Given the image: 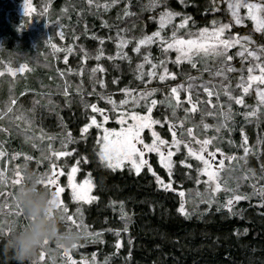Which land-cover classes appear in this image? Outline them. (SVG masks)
<instances>
[{"label": "snow or ice", "instance_id": "6c2138e0", "mask_svg": "<svg viewBox=\"0 0 264 264\" xmlns=\"http://www.w3.org/2000/svg\"><path fill=\"white\" fill-rule=\"evenodd\" d=\"M180 2L186 3V0H180ZM227 4V11L230 13L231 20L228 23H221L216 19L211 21V27H200L196 29L195 32L190 30V22L194 24L195 22L191 20V17L180 11L173 10L167 4V0H150L148 4L149 10L156 8L160 5H163L162 10L160 11L157 19L158 28L151 32V34L142 33L139 37H127L121 35V33L127 32V29H117V36L115 38L116 45V55H108L107 59H126L131 62V58L128 56L127 52H124L123 49L130 43L133 42V47L131 51L137 53L142 57L139 63L136 65V78L145 83V88L141 90H136L133 88H121L119 91L123 93V98L117 103L116 100L112 98V95L104 94L103 92L97 93L99 97L105 100L106 104L111 105V108L105 109L98 107L96 103H86L84 107L90 108L91 113L99 114V119L97 115L90 114L87 119L88 122L85 123L80 128L79 139H86V134L88 133L89 128L95 126L97 129L103 130L102 137L97 138V147L98 151L96 155L99 158L100 164L107 169L115 171L129 166L130 171H134L136 174L141 172V169L147 167V171L152 174L155 178L157 187L163 188L164 191H178L180 196V206L178 212L181 215L187 217L189 215L188 211L185 208V204L191 198V193L189 192L186 196V192L183 189H175L173 187V167L176 163L173 160V156L176 152L183 149H186L187 156L194 158L198 161V164L195 166L196 175L193 177L197 185L204 184V193H201L199 190L196 191V196L201 198V202L207 203L209 207L211 204L216 201V194L222 189L230 193L222 207L227 209L228 213L238 214L234 211V202H239L241 200H250L252 196H257L259 198V206L264 207V185H258L254 180L250 183L252 188L251 193H241L239 191V186L235 189L233 188H224L220 182V173L225 168V160H228L229 163L233 160H243L247 164V157L249 154H255V149L248 146V138L244 134V130L241 127V137L242 143L240 147L243 148L244 155L242 157H236L235 155H225L221 148L213 145V140L216 137L199 139L194 134V127L189 126L185 128V122L189 119L191 114L199 111L198 105L201 103H207L210 107L219 106V112H213L209 110L207 113L201 115V124L205 130L213 125L204 123L203 115H212L219 116L217 125L215 126L216 132H219L221 128L228 129L231 131V124L235 123L234 117L236 113L233 111L232 102L236 105H243L245 111L241 113L245 121L252 123L253 121L249 118H255L256 121H259L260 114H264V44H261L258 48H251L249 45H253L255 41L253 40L252 35H239L233 34L230 31L232 23L235 25H241L244 23V17H242L239 12L240 9H246L245 15L248 19L251 20L253 28L256 32L264 34V2L253 3L249 0H225ZM89 7L95 6L99 9L103 7L105 11L111 6V4L118 3V0H108L103 5H100L96 0H87ZM207 10V9H206ZM212 11H217L215 7V0H213ZM23 11L24 15H29L32 11V6L29 3V0H23ZM135 15L129 11V4L126 3L124 6L123 16L128 17ZM180 17L178 23H173L174 18ZM119 18V17H118ZM171 26V32L168 33L165 31L166 26ZM102 26L108 27L107 21H102ZM181 30H184L183 32ZM61 38L63 34L59 33ZM75 38V37H74ZM93 38L99 41L100 45H103L105 37H96L93 34ZM111 39V37H108ZM46 42L50 44V47L54 52L60 51L55 44H51V38H47ZM157 45L161 50V54L164 59L153 61L152 54L148 50L151 45ZM142 46L144 51H142ZM238 50L235 52V56L240 57L241 68L239 70L235 69L231 61L234 59V56L229 53V49L237 47ZM71 45L66 49V51H71ZM170 51H175L177 53L174 63L178 66L181 62H187L191 65L192 68L197 67V58H204L205 60L211 59L213 61H219V66L216 68L213 73L211 70L210 76H219L221 77V82L219 88L211 80L208 82L203 81L200 77L188 76L187 84H179L172 86L170 88L169 96L165 100L158 101L153 98L156 93V88L147 87V85L156 77L159 81L164 82L166 78L175 79L176 74L171 72L166 67L167 63V54ZM81 61L85 59H95L98 63L91 67L89 72V80L91 81L93 75L98 71L103 73L105 71L104 67L99 63L101 58L105 55L103 48L98 47L95 51L94 56H90L89 53L83 48H80ZM67 61L68 57H64ZM248 60L246 72L247 75H244V61ZM149 65L147 71H144V65ZM26 65L21 64L19 71L23 72L26 69ZM83 64H81L80 71L83 70ZM157 69H162V71H156ZM208 70V69H205ZM59 71V70H58ZM68 73H74L76 70L72 68L67 69ZM239 71L240 75L238 77V82L236 88L239 89L241 94H234L231 90L229 84L224 83L226 79V73ZM9 72H12V69L9 68ZM15 74V73H13ZM79 74V72H76ZM60 75L63 77L64 73L60 72ZM147 76V80H144V77ZM199 80V84L196 81ZM96 83L100 85V88L105 87L104 80L102 78L97 79ZM113 83H116V80H113ZM211 85V86H209ZM68 82L65 80V90L64 95L67 97L68 92ZM183 89L185 92L184 101L187 103L188 107L184 108V117L177 116V109L182 107L180 90ZM202 89L203 92L207 95L208 99L202 101L199 96V90ZM193 90H196V99H192ZM255 92V98L257 104L248 105L245 101V96L249 95L252 91ZM78 95H81L83 92V85L78 84L76 87ZM95 92V86H93V92L88 93L92 95ZM223 94L227 97V101L222 104L220 101V95ZM23 95V92L21 93ZM213 96L216 97L215 103L211 99ZM144 102L145 111L143 113L137 112L135 110H129L125 107L131 103L132 108L140 107V102ZM15 99H10V101L5 102V107L3 110H0V119H3L8 113L12 112V104H15ZM158 103H166L168 109L172 113V119L165 116L164 120L153 118L152 111L153 107ZM250 109V110H249ZM108 113H115L114 119L117 124L120 125L119 129L117 128H107L104 127V124L112 119ZM16 120H24L26 125L25 128L21 129V132L24 134L25 142L32 141L33 148H39V145L35 143L36 140H45L47 139L49 143L46 145V154L42 151L41 156L44 159L49 161V166L46 172L43 174L46 176L44 181V186L50 189L54 194L56 206L63 211L66 218V228L71 230L73 227L80 231L82 230V237L85 243L88 242H103L102 241V231L96 232L91 231L89 226L84 224L82 216V210L79 206L82 202L83 204H88L97 199L96 196L90 195L94 184L92 179L85 177L80 183L75 182V177L80 168L78 165L87 164V157H81L79 154L75 157V163H72L70 168L65 172L66 161L62 163H57L61 157H71L74 152H77L76 148L69 150V144L77 143V138L73 137L70 132L65 133V135L60 139L59 149L53 147L51 141L54 139L52 136H45L43 133L38 135L29 136L27 133L30 131L31 121L25 117L23 114L17 115L14 117ZM168 124V132L171 134V140L163 138L157 131L154 130L153 126L160 124ZM145 129H148L151 133V142L146 143L142 133ZM0 131H7V129L0 127ZM185 133L188 140L183 139ZM193 142L198 145V148H193ZM231 143V140L229 141ZM139 145V147H138ZM146 153H156L159 157V163L161 167L168 173V180L165 182L161 176L153 170L151 164H149L148 159L146 158ZM219 153V158L217 157ZM7 154L4 150L2 144H0V157H5ZM20 153H12V159H15L16 156ZM55 158V159H53ZM25 162L31 160L32 157L29 155L24 156ZM179 164L184 165L186 168L192 169L193 165L186 163V158L181 159ZM25 167L27 164L25 163ZM7 169L0 170V185H5L8 182V177L6 176ZM248 172L252 173V177H255V172L252 169H248ZM261 173H264V164L261 165ZM66 175L67 177V187L71 189V201L77 203L74 214H69V208L65 200L61 199V194L65 192V188L61 186L59 180L60 176ZM190 175V173L188 174ZM206 177L207 179H202ZM23 178V173L19 170V165L16 166L14 171V178L11 179L13 185H19ZM244 179H251L248 177L247 173L244 174ZM264 179V175L260 177ZM0 196L5 197L3 205H0V208L8 209V215H14L16 217L24 216L23 209L16 202L15 194L10 192H0ZM8 198L11 199L12 205L9 204ZM115 201H110V204H115ZM121 206V216L120 219L123 222V227L120 229H108L112 231L117 237L115 241V248L117 250L121 247L120 233L121 231L128 232V222L129 216L123 210V202H119ZM220 210V207H217V211ZM26 219V217L24 216ZM6 221L0 219V233L6 234L10 231L9 227H4ZM247 229H245V232ZM239 234V233H237ZM129 243L131 241L129 240ZM45 244L48 246L52 243L45 241ZM80 246V243L74 245L72 249H76ZM58 245H55V248H48L49 253L59 252L61 256L60 264H78L76 260L73 259L70 254V250L62 249ZM50 260L55 261L52 256H49ZM41 261H45V250L41 249L38 257L33 261V264H40ZM0 264H3L2 259H0ZM79 264H97L95 255L92 256L91 260L81 258ZM104 264H108L107 258L104 261Z\"/></svg>", "mask_w": 264, "mask_h": 264}, {"label": "trees", "instance_id": "16d2710c", "mask_svg": "<svg viewBox=\"0 0 264 264\" xmlns=\"http://www.w3.org/2000/svg\"><path fill=\"white\" fill-rule=\"evenodd\" d=\"M17 1L0 0V40L11 38L10 44L14 40L20 39L17 38L13 28V24L16 23V15L14 16V12L7 3H11V8H13ZM64 1L70 2L69 12L73 20L71 28L75 31L82 29L83 32L77 34L79 40H85L84 43L93 48L108 47L112 42L115 44L117 29H127V32L121 33L127 37H137L142 33L151 34L158 28L156 18L163 8V5H160L149 10L150 0H118V3L114 4L109 11L102 10V7L98 9L94 3L96 10L88 13L89 6L84 3L80 7L81 0H53L49 5L50 10L54 13V10L60 8ZM218 1L221 0H215L217 8L215 12L211 10L213 0H186V3L183 4L180 0H167V4L173 10L190 16L191 20L195 22L194 24L190 22V30L196 31L200 27L209 26L212 19L223 22L230 21L225 4L218 5ZM126 3L129 4V11L135 15L123 16ZM7 13H9V17L5 18ZM75 16L76 18H73ZM102 21H107L108 27L102 26ZM246 23V26H234L233 29L242 34L252 35L259 45L264 44V36L254 32L250 22L246 21ZM93 34L96 37H105L103 45H100L97 39H89V37L93 38ZM130 46L133 47V42ZM149 51L154 62L159 60L161 50L157 48V45L152 46ZM108 61H111L112 65L107 67L104 79L109 80L112 76L117 81L116 85L111 84V90L114 91L119 87H133L132 85L137 81L135 75L128 71L131 67L129 63L117 61V59ZM197 66L199 72L202 70L204 80L213 81L212 77L209 78L206 74L201 62H197ZM116 67L118 75L115 76ZM180 71L182 70L177 71V80H172L171 84L183 80ZM193 72L198 71L194 70ZM230 76L231 73H228L229 79ZM231 80L234 81V78ZM154 84L161 87L160 90H164L166 85V83L164 85L156 82ZM82 94L84 99L91 98L93 100L95 98L94 96L87 97L85 91ZM244 98L247 104H256L252 95ZM232 108L236 115L235 123L231 124V131L221 128L215 134H219V138H222L221 150L226 155L242 157L243 152L240 145L242 143L241 127L243 128L248 142L255 149V154H250L247 157L255 172V177H253L255 179L257 175H264L261 173V165L264 164V121L248 124L241 114L245 111L244 106L232 102ZM90 114H93L91 110L87 114L86 109L84 113V110L76 105L61 112L66 130H69L73 137L80 140L75 146L77 152L68 160H73L77 154L81 157L86 156L88 159L87 164H80V170L81 174L88 172L94 183L93 195L97 199L86 208V214L87 222L91 225L92 230H103V244H99L97 250L101 260L107 258L108 264H264V207L259 206L257 196V198L251 197L250 200H241L235 203L234 211L238 214L230 215L227 210L217 211L212 208L207 214L185 217L178 212L181 198L177 192L171 190L166 192L163 188L157 187L151 173L144 170L135 175L129 173L127 169L109 171L100 164L96 155V146L90 145V142L96 138L94 130H92L94 133L91 139L89 137L79 139V130L85 120L82 117L86 118ZM51 126L53 127V124H50ZM205 131L201 136L210 138L214 134L212 130ZM162 132L163 136L167 137L166 128ZM18 140H14L13 145L18 144L16 149L21 150L23 145ZM255 141L257 142L255 143ZM11 151V153L15 152ZM10 156L8 155V157ZM181 159L185 158L176 157L177 171L174 173L173 187L178 190L186 189L193 184V177L196 175L195 166L198 164L194 165V158H186V162L193 165V168L189 169L179 164L178 161ZM151 165L153 170L167 182V174L158 165L155 157H151ZM189 173L190 175H188ZM110 201L116 203L110 204ZM121 201L123 210L130 219L128 232L121 231L120 233L121 247L117 250L115 248L117 237L108 229L123 227V222L120 219L121 206L119 202ZM245 229H247L246 232Z\"/></svg>", "mask_w": 264, "mask_h": 264}, {"label": "rangeland", "instance_id": "374dc122", "mask_svg": "<svg viewBox=\"0 0 264 264\" xmlns=\"http://www.w3.org/2000/svg\"><path fill=\"white\" fill-rule=\"evenodd\" d=\"M10 1V0H9ZM14 1V0H12ZM53 0H29V3L32 6V11L29 15H24L23 11V0H18L15 2L13 8H11V3H7L10 7V9L14 12V16L16 15V23L13 24V28L16 31V36L20 40H14L10 44L11 38H3V40H0V110H3L5 107V102L10 101V99H15L16 103L12 104L11 107L13 109L12 112L8 113L3 119H0V127L7 129V131H0V144L3 145L4 150L6 152L5 157H0V170L7 169L6 176L9 178L7 184L0 185V192H10L15 194L16 188L18 185H13L11 183V179L14 178V171L16 169V166L19 165V170L23 173V170L27 168L28 170L40 174L47 171L49 166V161L47 159H44L41 156V152L43 151L45 154L47 152L46 145L49 143L47 139L45 140H36L35 143L39 145V148H33L32 147V141L25 142L24 134L21 132V129L25 128L26 125L24 123V120H16L14 117L20 114H23L25 117H27L30 121V131L27 133V135H38L40 133H43L45 136H52L54 139L51 141L53 144V147L56 149H59L60 146V139L65 135V133L70 132L69 130H66L64 126V120L62 119L61 112L64 109H68L70 106H79L82 110H84L85 113V107L84 104L86 103H96L98 107H102L105 109L111 108V105L106 104L105 100L101 99L97 93L103 92L104 94H111L112 98L119 102L121 98H123V93L119 91L121 89L120 87L116 90H111V84L116 85V83H113L114 78L111 76L109 80L104 79L105 71L109 65H112L111 61H108L107 59L108 55H112L115 57L116 55V45L112 42L111 45H108L103 47V51L105 55L101 58L99 63L104 67L105 71L104 73H100L99 71L93 75L92 80H89V72L91 67L95 66L98 62L95 59L89 58L81 61V55L80 48L83 47L90 56L95 55V51L98 47L93 48L89 45H87L85 40H79L78 33L83 32L82 29L73 30L71 28L73 24V20L71 17V13L69 12L70 2H63L60 8L53 11L50 10V2ZM110 1V0H108ZM264 0H249V2L253 3H261ZM100 5H103L106 0H96ZM13 3V2H12ZM86 3L87 6V0H81L80 7ZM110 4V2H108ZM221 3L225 4V8L227 11V4L225 0L218 1V5ZM80 4V3H78ZM114 4H111V6L107 9L108 11ZM96 7L91 6V8H88V13L96 10ZM9 9V10H10ZM102 10L104 8L102 7ZM105 11V10H104ZM228 13V11H227ZM246 9L241 8L239 14L244 17V23L241 25H235L232 23V26L230 29L226 31H230L233 34H239L241 36L243 35H250V34H242L233 29V27H242L246 26V21L250 22L252 25V22L250 19L247 18L245 15ZM81 16V15H80ZM228 16L231 20L230 13H228ZM9 17V13H7V16L5 18ZM73 18H76L73 17ZM176 20V21H175ZM180 20V17L174 18L175 23H178ZM213 20V19H212ZM173 21V23H174ZM219 21V20H218ZM75 22V21H74ZM221 23H228L219 21ZM11 25V24H10ZM211 22L209 26L211 27ZM252 30L254 32L255 29L252 25ZM165 31L168 33L171 32V26H166ZM182 32L184 30H181ZM195 32V31H192ZM59 33L63 34V38L59 35ZM259 33V32H256ZM262 34V33H260ZM264 36V34H262ZM75 37V38H74ZM139 37V36H137ZM47 38H51V44H55L60 51L54 52L53 49L50 47V44L46 42ZM90 40H96L95 38L89 37ZM254 40V38H253ZM255 41V40H254ZM131 42L123 49L124 52L128 53V56L131 58V62L126 59H117V61H124V63H129L131 67H129V70L132 74L135 75V82L132 86L129 88H133L136 90L144 89L145 83L141 82V80H138L136 78V65L140 62L142 57L138 55L137 53H133L131 51ZM71 45L72 50L66 51V49ZM155 44L151 45L149 49L152 48ZM128 46H130V49H128ZM260 45L258 43H254L253 45H249V47L255 49L258 48ZM158 48V46H157ZM148 49V50H149ZM142 50L144 51V47L142 46ZM238 50V46L229 49V53L234 56V59L231 61L232 66L239 70L241 68V60L240 57L235 56V52ZM177 53L175 51H170L167 54V63L166 67L169 71L174 72L176 74L175 79L177 80V71H180V74L182 73V81L177 82L175 84H171L172 80L171 78H166L164 82L159 81L158 77L154 78L147 87L150 88H156L157 91L154 94L155 99L158 101L165 100L169 96L170 88L172 86H176L179 84H187L188 83V76L192 77H200L203 81L208 82V80H204L202 76V70L199 72L198 66L196 68H192L190 64L187 62H181V64L178 66L174 63L175 57ZM67 56L68 59L65 61L64 57ZM159 59H164L162 54L158 57ZM112 60H115L112 59ZM236 61V62H235ZM197 62H201L203 69L205 70L206 74L209 76V78L213 79V83L217 85V88H219L221 77L219 76H210L209 70H211L213 73L215 72L216 68L219 66V61H213L211 59L205 60L204 58H197ZM24 64L26 65L25 71L21 72L19 71L20 65ZM81 64H83V70L80 71ZM248 60L244 61V75L246 77ZM119 65V64H118ZM117 65V66H118ZM239 65V66H238ZM182 66V67H181ZM181 67V69H180ZM9 68L12 69V72H9ZM72 68L76 70V72H79V74L74 73H68L67 69ZM149 68V65H144V71H147ZM116 69V75H118L117 67ZM176 69V70H175ZM214 69V70H213ZM59 70V71H58ZM197 70L198 72L194 73L193 71ZM162 71V69H158V72ZM60 72L64 73V76L62 77L60 75ZM15 73V74H13ZM121 73V72H120ZM231 76L230 79L228 77V73H226V79H224V83L229 84L231 86V90L234 94L238 95L241 94L239 92V89L236 88L238 77L240 75L239 71L230 72ZM111 75V74H110ZM106 76V75H105ZM102 78L104 80L105 87L103 89L100 88V85L96 83L97 79ZM208 78V79H209ZM234 78V81L231 79ZM65 80L68 82V88L67 97L64 95L65 90ZM146 81L147 78H144ZM117 82V81H116ZM158 84H164L166 83L164 90L161 87H157L158 85H155L154 83ZM199 80L196 81L197 84H199ZM83 85V91H85V94L87 97L94 96L95 98L91 100V98L84 99L83 94L78 95L76 91V87L78 84ZM93 86H95V92L92 95H89L88 93L93 92ZM211 86V85H209ZM23 92V95L21 93ZM252 95L254 98V102L256 104L258 103L255 98V92L254 90L246 96ZM180 96H181V102L182 107L177 109V116L178 117H184V108L188 107L187 103L184 101L185 92L183 89L180 90ZM199 96L202 101H206L208 99L207 95L203 92L202 89L199 90ZM192 99H196V90H193ZM213 102L215 103L216 97L213 96L211 98ZM220 101L222 104H224L227 101V97H225L223 94L220 95ZM234 102V101H233ZM144 102H140V107L132 108L131 103L128 105H125V107L129 110H135L137 112L143 113L145 111L144 108ZM251 105V104H248ZM255 105V104H252ZM243 106V105H242ZM199 111H197L194 114H191L188 120L185 122V128L189 126L194 127V134L199 139H204L206 137L201 136L203 131L205 130L201 124V115L203 113H207L209 110L218 113L219 112V106L217 107H210L207 103H201L198 105ZM90 108L86 109L87 114L89 113ZM250 110V109H249ZM110 116H112V119H109L108 122L104 124V127L107 128H117L119 129L120 125L115 122L114 116L115 113H108ZM96 115V114H92ZM153 118L159 119L161 121L164 120L165 116L169 117V119H172V113L168 109L166 103H158L156 106L153 107L152 114ZM84 118L82 126L88 122L87 117ZM97 118L99 119V114H97ZM219 116H212V115H203V121L204 123H208L209 125H213L214 127L208 128L205 132L208 130H212V132L218 133L215 130V126L217 125ZM251 119L253 123H260L261 121H264V114H260L259 121H256L255 118H249ZM53 122V123H52ZM53 124V127H50V124ZM250 124V123H248ZM81 126V127H82ZM154 130L157 131L163 138L167 140H171V134L168 132V124H164L161 126L160 124L153 126ZM167 130V137L163 136L162 130ZM255 129V128H253ZM96 133L95 140L90 142V145L92 147L97 148V138L98 134L102 137L103 130L97 129L95 126L89 128L88 133L86 134V137L93 136V131ZM71 133V132H70ZM212 135L211 137H215L216 139L213 140V145L216 147L221 148L222 142L219 138V134ZM144 140L146 143L151 142V133L148 129H145L142 133ZM201 136V137H200ZM210 137V138H211ZM209 138V137H208ZM19 139V140H18ZM183 139L188 140L189 137H187V134L185 133ZM14 140H18L20 144L23 145L21 150L16 149V145H13ZM21 141V142H20ZM77 143L75 144H69L68 148L71 150L72 148H76L75 146L80 142V140L77 139ZM90 141V140H89ZM88 141V144H89ZM257 141H255L256 143ZM193 148H198L199 146L196 145L193 142ZM248 146L251 147L252 145L248 142ZM139 147V145H138ZM242 148V147H241ZM14 150L16 153H20V155L16 156L15 159H12V151ZM96 151V152H97ZM243 152V148H242ZM224 153V152H223ZM75 152L73 153V155ZM225 154V153H224ZM244 155V152L242 153ZM8 155L10 157H8ZM29 155L32 157L31 160H28L25 162L24 156ZM72 155V156H73ZM148 162L150 161L152 155L155 157V159L158 162V165L161 167L159 163V157L156 153H146ZM219 153H217V157L219 158ZM226 155V154H225ZM71 156V157H72ZM250 156V154H249ZM98 157V156H97ZM176 157H182V158H192L187 156L186 149H183L181 146V150L179 152H176L173 156V160L176 162ZM240 157V156H236ZM70 157H61L59 161H56L58 164L62 162H67L65 165V172L68 168H70L72 163H75V158L72 160H68ZM55 159V158H53ZM99 159V158H98ZM180 161V160H179ZM178 161V162H179ZM25 163L27 164V167H25ZM189 163V162H186ZM194 165L198 163V161L193 162ZM251 164L249 163V160L247 159V164L244 163L243 160H233L231 163H229L228 160H225V168L220 173V182L223 185L224 188H233L235 189L237 185L239 186V191L243 193H251L252 188L250 186V183L254 180L258 185H264V180L260 179L261 176H258L254 179L252 177V173L248 172V169H252ZM184 166V165H183ZM80 168V165H78ZM127 169L129 173L137 175L134 171L129 170V166H125L120 169L116 170H122ZM147 168V167H145ZM162 168V167H161ZM81 169V168H80ZM105 169H107L105 167ZM163 169V168H162ZM109 171H112L110 169H107ZM144 168L141 169V172H143ZM253 170V169H252ZM165 171V170H164ZM176 163L173 167V173H176ZM140 172V173H141ZM166 172V171H165ZM139 173V174H140ZM167 173V172H166ZM247 173L248 177L251 179H244V174ZM158 175V174H157ZM90 174L88 172H85L84 174H81V170L77 172L75 177V182L80 183L85 177H89ZM91 178V176H90ZM162 178V177H161ZM92 179V178H91ZM164 180V178H162ZM202 179H207L206 177H202ZM59 180L61 182V186L65 188V192L61 194V199L65 200L68 208H69V214H74L75 209L78 206L76 202L71 201V189L67 187V177L66 175L60 176ZM194 181V179H193ZM93 182V180H92ZM174 183V181H173ZM94 184V183H93ZM94 188V187H93ZM93 188L90 193V195H93ZM205 185L202 183L200 185H197L195 181L193 184L186 189L184 188L186 192V196L188 193H191V198L188 200V202L185 204V208L188 211L189 215L191 216H199L201 214H207L211 211L212 208L217 210V207H220V210H227L222 207L226 197L230 194L223 189L219 191L216 194V201L211 204V207L207 203L201 202V198L196 196V191L199 190L201 193H204ZM178 194V191H176ZM253 198H257L256 196H252ZM5 200V197L0 196V205H3ZM9 204L12 205V201L10 198H8ZM93 203L90 202L88 204L80 203V207L83 213L82 219L84 224L89 226V229L91 231L100 232L101 230H92L91 225L87 222V214H86V208ZM237 202H234V205ZM8 209L0 208V219L2 220H11L15 219L16 224L18 226L19 222L22 224L26 222L24 216L16 217L14 215H8ZM121 215V212H120ZM6 225V226H5ZM4 226L7 228L8 224L6 222ZM103 240V239H102ZM99 244H103V242H88L85 243L82 239L80 242V246L76 249L70 250V254L72 255L73 259L76 260L79 264V261L81 258H85L87 260H91L92 256L95 255L97 264H104L105 259L102 260L98 257V252L96 251H86L84 250V247L86 246H98ZM48 248H55V244H50L47 246ZM62 252V249L60 250ZM49 256H52L55 264H60L61 256L59 252H53L49 253L47 250H45V261H41L40 264H53V260L49 259Z\"/></svg>", "mask_w": 264, "mask_h": 264}, {"label": "clouds", "instance_id": "9594fccd", "mask_svg": "<svg viewBox=\"0 0 264 264\" xmlns=\"http://www.w3.org/2000/svg\"><path fill=\"white\" fill-rule=\"evenodd\" d=\"M45 180L43 173L23 170L15 197L26 222L17 226L15 219L6 221L10 231L0 233V255L6 258L5 264H33L41 249L47 250L45 241L72 250L83 239L82 230L66 228L65 214L56 206L54 194L44 186Z\"/></svg>", "mask_w": 264, "mask_h": 264}, {"label": "flooded vegetation", "instance_id": "af4514ba", "mask_svg": "<svg viewBox=\"0 0 264 264\" xmlns=\"http://www.w3.org/2000/svg\"><path fill=\"white\" fill-rule=\"evenodd\" d=\"M146 157H147V155H146ZM152 157H154L153 155H152ZM149 164H151V159H150V161H149ZM144 169H146V172H148L147 171V168H145L144 167ZM167 174V179H168V173H166ZM172 179H173V181L175 180V175H174V173H173V176H172ZM173 185H174V183H173ZM26 220V219H25ZM6 224V223H5ZM22 223L21 222H19V224H18V226L19 225H21ZM6 226V225H5ZM4 226V227H5ZM0 259H2V261H3V264H5V257L3 256V255H0ZM7 264H15V262L14 261H7Z\"/></svg>", "mask_w": 264, "mask_h": 264}, {"label": "water", "instance_id": "95a60500", "mask_svg": "<svg viewBox=\"0 0 264 264\" xmlns=\"http://www.w3.org/2000/svg\"><path fill=\"white\" fill-rule=\"evenodd\" d=\"M97 249H98V246H95V245L84 247V250L86 251H96Z\"/></svg>", "mask_w": 264, "mask_h": 264}, {"label": "bare ground", "instance_id": "6f19581e", "mask_svg": "<svg viewBox=\"0 0 264 264\" xmlns=\"http://www.w3.org/2000/svg\"><path fill=\"white\" fill-rule=\"evenodd\" d=\"M126 169V168H125Z\"/></svg>", "mask_w": 264, "mask_h": 264}]
</instances>
